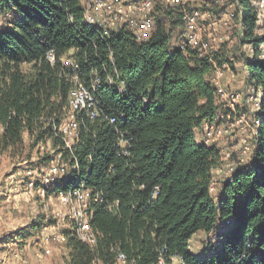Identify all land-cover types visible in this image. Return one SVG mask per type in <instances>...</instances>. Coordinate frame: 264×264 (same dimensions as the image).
<instances>
[{
  "label": "trees",
  "instance_id": "trees-1",
  "mask_svg": "<svg viewBox=\"0 0 264 264\" xmlns=\"http://www.w3.org/2000/svg\"><path fill=\"white\" fill-rule=\"evenodd\" d=\"M202 6L233 14L234 44L223 42L209 55L173 47L184 26L181 6L156 5L153 34L139 42L125 31L102 37L85 22L80 0H0V152L64 165L65 176L47 195L69 192L78 178L90 192L96 242L81 240L72 221L63 231L65 264H115L119 252L138 264L161 256L180 264H264V12L254 0ZM64 59L78 65L90 91L99 80L100 112L93 119L77 112L70 147L58 130L75 85ZM237 62L244 73L237 113L250 123L251 162L234 167L216 199L210 187L222 155L198 136L230 112L214 78ZM47 145L52 155L43 153ZM200 233L217 235L219 244L198 254L192 244Z\"/></svg>",
  "mask_w": 264,
  "mask_h": 264
},
{
  "label": "rangeland",
  "instance_id": "rangeland-1",
  "mask_svg": "<svg viewBox=\"0 0 264 264\" xmlns=\"http://www.w3.org/2000/svg\"><path fill=\"white\" fill-rule=\"evenodd\" d=\"M204 1L198 0V7L205 14V18L201 20V40H210L212 48L219 47L223 42L234 44L238 38V26L236 20H232L233 14L225 12L219 15L222 19H218V25H214L213 16H219L213 14L208 17L205 12L212 11L202 8ZM254 2L264 12V0ZM191 6L195 7L193 4ZM2 26H5L4 22ZM260 30L264 33V26ZM223 70L221 85L229 93L242 94L244 73L241 63L237 62L234 67L229 66ZM241 104L242 102L237 109ZM251 132L247 125L236 123L232 126L231 133L209 144L215 146L222 155L221 166L213 171L211 194L214 198L218 199L221 183L230 177L228 171L231 167L251 162L249 154L245 155L251 147ZM42 151L45 154H53L51 145H47ZM227 153H230L229 157ZM35 160L36 157H33L32 160L21 162L19 158L13 160L7 153L0 152V264H65L68 257L63 231L73 220L69 215L76 203L74 200L71 202L70 199H61L60 193L47 195L53 183L65 176L63 171L54 176V181H46L50 179L49 168L51 169L53 164L61 166L59 162L52 161L46 167L34 162ZM38 224H42L41 229L36 227ZM219 242L215 234L200 233L194 238L192 245L198 254H203L205 246L211 243L210 248L207 246L210 250L212 245H218ZM175 263L180 264L177 260Z\"/></svg>",
  "mask_w": 264,
  "mask_h": 264
},
{
  "label": "built area",
  "instance_id": "built-area-1",
  "mask_svg": "<svg viewBox=\"0 0 264 264\" xmlns=\"http://www.w3.org/2000/svg\"><path fill=\"white\" fill-rule=\"evenodd\" d=\"M85 22L88 26L94 28L101 34L102 37L110 38L114 35H119L122 32H129L139 42L149 41L154 31V18L152 17L153 10L156 5H169V6H181L183 12L184 26L180 29V32L175 38L172 39L173 47L187 52L191 49H197L203 55H209L214 49L211 41L203 42L202 38V22L205 18L203 11L197 7L198 0H80ZM193 4L195 7L191 11H188L187 6ZM11 6V4L9 3ZM208 17L213 16L210 12H205ZM215 18L214 25L219 23L218 19H222V16ZM0 19V30H1ZM210 50V51H209ZM47 61L51 64H55L56 56L53 51H49L46 55ZM63 65L70 69L74 75L73 80L75 82L74 87L70 91V111L66 118L60 123L58 128L59 133L65 140L67 147H70L75 136L77 135L78 121L77 112H83L85 116L93 119L100 112V105L96 96L97 84L99 80L94 81V91H90L86 85L80 81V74H78V65L72 60H63ZM222 70V71H221ZM223 69H218L214 78V84L217 89V95L220 100L223 101L231 112L227 114L221 113L219 115L220 123L209 122L205 124L204 132L200 137V142L206 146L214 143L220 138H224L228 133H231L232 126L236 123L247 125L250 128L249 121L237 113V106L243 101L241 93L232 94L221 85L220 80L223 74ZM114 85V81H111ZM120 93L125 94L127 89L124 84L117 86ZM234 114V116H233ZM123 118V116H121ZM224 120V121H223ZM114 122L115 119L111 118ZM44 149V147H42ZM251 148L246 151L245 155H248ZM230 156V153H227ZM60 157V156H59ZM58 157V158H59ZM55 161V160H54ZM49 168L48 176L50 179H46L47 182L54 181V176L58 173H63L64 165L61 166L52 165ZM51 172V175H50ZM234 172V168L228 171L229 176ZM80 178L75 181L69 192H60L61 199L71 202L74 200L76 203L72 209L71 217L75 225V231L77 236L88 243L96 242V234L91 228L89 218L87 214L88 198L90 192L83 189ZM210 191H212L210 187ZM99 199V197H97ZM60 238V237H57ZM64 239V238H63ZM47 252H49L47 250ZM176 258L171 257L166 260L163 256L159 257L157 264H176ZM115 264H138L136 261L129 262L126 254L119 252L117 262Z\"/></svg>",
  "mask_w": 264,
  "mask_h": 264
},
{
  "label": "crops",
  "instance_id": "crops-1",
  "mask_svg": "<svg viewBox=\"0 0 264 264\" xmlns=\"http://www.w3.org/2000/svg\"><path fill=\"white\" fill-rule=\"evenodd\" d=\"M201 24H202V23H201ZM202 27H203V24H202ZM243 87H244V86H243ZM220 101H221V100H220ZM199 136H200V135H199ZM199 136H198V138H200ZM7 235H8V234H7ZM11 236H12V235H11ZM11 236H10V237H11ZM6 239H7V238H6Z\"/></svg>",
  "mask_w": 264,
  "mask_h": 264
}]
</instances>
